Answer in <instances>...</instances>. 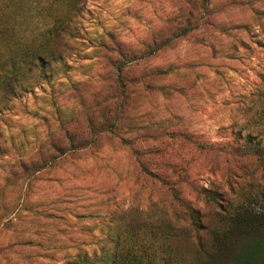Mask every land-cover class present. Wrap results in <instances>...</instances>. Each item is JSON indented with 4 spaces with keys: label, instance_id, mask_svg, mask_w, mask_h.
Wrapping results in <instances>:
<instances>
[{
    "label": "rangeland",
    "instance_id": "1",
    "mask_svg": "<svg viewBox=\"0 0 264 264\" xmlns=\"http://www.w3.org/2000/svg\"><path fill=\"white\" fill-rule=\"evenodd\" d=\"M54 29L58 58L23 66ZM263 81L264 0H0V264L146 261L174 195L210 228L260 213L237 133Z\"/></svg>",
    "mask_w": 264,
    "mask_h": 264
},
{
    "label": "trees",
    "instance_id": "2",
    "mask_svg": "<svg viewBox=\"0 0 264 264\" xmlns=\"http://www.w3.org/2000/svg\"><path fill=\"white\" fill-rule=\"evenodd\" d=\"M54 43L62 44V31L54 29L51 36L40 41L37 48L26 51L20 57V62L28 68L43 71L49 60H55L59 56L56 49H53ZM12 75L13 71L7 72L6 81L12 79ZM257 97L262 102L259 110L254 113L256 119L255 121L252 117L248 119L245 133L239 131L237 138L242 141L244 156L254 157V160H251L257 164L256 167L260 169L261 178L264 180V127L261 125H259L261 128L257 127L256 124L257 120L264 119V81ZM145 173L159 183L167 180L166 176L158 175L155 170L148 172L145 169ZM179 178L180 175L177 176V179ZM252 195L247 196L246 202L249 203L252 198L258 197L263 204L260 213L250 209V203L248 205L243 203L230 210L228 214L223 212L219 226L214 228L202 223L201 216L184 200L174 195L173 201L168 205L172 208V214L162 221L164 234L160 240L152 236V242L155 240L158 242L152 254L148 253V261L144 260L143 250L138 255L127 246L122 249H119L121 247L119 246L107 256L104 264H188L186 260L192 259L194 255L197 257L199 255L201 264H264V185L259 188L256 195L253 197ZM179 223L183 224L185 230L183 236L187 244L185 248H182L179 242L181 234Z\"/></svg>",
    "mask_w": 264,
    "mask_h": 264
}]
</instances>
